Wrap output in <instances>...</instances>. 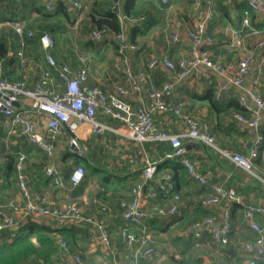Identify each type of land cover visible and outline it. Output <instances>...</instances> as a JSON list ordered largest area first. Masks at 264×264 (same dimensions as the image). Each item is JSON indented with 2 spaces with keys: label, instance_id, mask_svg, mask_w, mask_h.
Returning a JSON list of instances; mask_svg holds the SVG:
<instances>
[{
  "label": "crops",
  "instance_id": "obj_1",
  "mask_svg": "<svg viewBox=\"0 0 264 264\" xmlns=\"http://www.w3.org/2000/svg\"><path fill=\"white\" fill-rule=\"evenodd\" d=\"M1 1L5 6H11V12L18 13V18L21 17L20 15L24 17L11 22L4 21L0 25L8 24L10 25L8 27L14 31L13 23L22 21L26 30L33 31V36L25 34L21 38L14 32L11 34V39L8 41L7 55L2 57L5 74L10 79L24 78L29 83H32L38 79L41 71L48 67L38 37L42 31H49L56 41V46L52 53L57 61L69 64L76 71L79 67L77 56L81 54L87 57L86 83L90 85L99 83L106 92L112 93L116 83L124 82L122 70L120 75L109 72V70L103 71L101 69V71L96 62L90 64L89 59V56L100 57V43L115 42L112 38H104L95 42L87 36L91 28L95 26L94 20L101 15L103 8L110 4L111 0H81L89 4V8L82 11L67 5L69 18L58 15L57 18H53V23L50 19L49 27L46 25L48 22L40 19L37 12L30 11L29 0ZM39 1L44 5L45 0ZM179 1L134 0V8L137 13L135 14L131 11V14L124 15L122 26L125 36L128 28L133 23V25L136 24L137 26L134 29L135 43L139 40L146 42L144 46L145 52L138 50V48L127 50L135 70L144 69L145 62L153 55L166 54L175 59L188 54L190 45L185 37L186 29L193 24L198 6L204 5L207 0H187L185 3H181V6H178ZM54 4L56 7L57 0H54ZM212 5L213 17L207 26L208 33L213 37V44L209 46L211 56L214 59L223 61L235 60L242 51L253 49L254 37L246 35L241 30L243 11L247 7L245 0H213ZM11 12L9 15H11ZM0 13L6 14V11H1ZM29 14L34 17V24L32 23V25H29L28 20H26V16ZM249 14L251 23L264 33V17L258 16L252 11ZM130 18H136V21L132 22ZM41 27L46 29L40 31ZM38 30L39 33L37 32ZM175 30H179L182 36L178 43L170 41V35ZM238 34L243 39L242 44L239 46L232 45L233 39ZM69 36V39H64ZM146 36L148 38L146 40L143 39ZM83 39L89 41L91 45L93 44V46L88 45L89 50L82 48ZM67 40L71 42L69 50L65 47V41ZM77 44L81 47L79 52H76V49L72 47ZM260 61L261 53L256 52L250 82L258 80V84L254 82L253 84L262 91L264 88V66H260ZM150 75L155 83L160 84L170 78L172 73L160 67L151 71ZM51 76L55 85L61 88L62 82L58 75L53 72ZM210 86L215 90L216 81H196L187 78L176 86L173 94L167 99L169 102L178 105L183 112L193 114L207 121L219 146V141H227L224 131L230 128V118L223 120L221 115L219 116L212 107L210 101L204 98V93ZM231 96H235L232 89L223 92L220 98L226 100ZM122 97L133 105L146 101L145 94L132 93ZM34 115L38 119V128L47 135L44 126L47 115L37 112ZM97 117L102 122L118 128L119 132L106 131L101 135H97L91 132L86 122L80 124L77 130L79 141L86 147L85 154H89L90 163L96 166L98 170H101L92 178L85 177L80 184L70 186L68 176L76 165V157L68 144L69 132H65V134L56 138L54 154L48 157L40 147L29 142L23 135H19L17 131L11 132L7 122L4 120V116L0 115V204L7 205L9 200H14L19 204L24 202L17 184L18 170L16 168L17 153L23 152L25 158L23 160L22 173L31 194L40 195L42 202L47 205L78 203L82 208L84 217L101 221L107 226L111 236V245L108 249L104 248L99 238V231L95 223L91 221L74 220L72 222H60L47 216L35 215L24 220L21 225L29 221H36L47 225L49 228L63 229L69 232L68 241L71 251L79 252L91 264H99L101 258L105 256L109 258L111 264H131L133 252L139 247V244L135 242L132 245H127L119 235L120 227L125 224L119 202L126 197L132 183L140 177L141 169L145 164L144 158L148 156L155 159V155H158L159 152L153 146L146 147L145 142L140 143L124 135L127 128L120 120L111 118L100 109L97 110ZM154 119L160 127L171 132H181L185 129V125L180 118L171 114L155 112ZM115 136L120 137L119 141L115 140L114 142L121 145V151L119 153L116 152L117 157L114 162L108 163L102 153L107 146L106 140H113ZM249 140L246 141V147L241 153H248ZM182 141L185 146V155L197 162L199 170L207 176L209 183L232 186L239 195L240 201H234L230 204L232 230L229 244L232 245V250L237 255L231 254V246L222 248L221 251L217 249L216 240L208 232H204L199 239L189 237L187 228L192 220L203 217L208 211L216 219H219L222 208L219 206L213 208L202 207L198 199L200 195L207 193L208 188L188 178L186 181L180 182L177 189L180 193L181 214H175L177 217L172 218L169 217L171 215L165 217L155 215L151 210L153 203L167 204L171 200L169 193L161 194L159 192L158 196L154 198L146 195L140 224H129L130 230L137 236L144 233V231L146 233L151 232L156 240L154 254L149 257H141L138 264H151L156 259H165V263L169 264L172 263L170 255L174 259L181 257L187 259L189 260L188 264H192L194 260L196 262L198 259L201 261L199 263L206 264L207 259L216 253V250H219V255L225 264H244V260H240L241 257H245L240 247L241 242L246 238L252 237L253 231L248 228L242 218L241 210L244 203H264V183L259 178L264 177V155L263 165L254 164L256 171L253 173L256 176L254 180L245 174L246 170L220 154L217 150L187 136L183 137ZM228 148H230L229 145ZM11 155L15 157L12 162ZM49 161L60 167L63 180L66 183L64 187L53 186L44 174L43 166ZM160 161L162 159L158 160V162ZM79 163L84 165L87 174L89 166L84 164L83 161ZM103 169L109 172L107 182H103L100 179V173ZM166 170L169 171L168 168L159 169L157 176H160ZM7 175L8 179L6 180L5 177ZM94 198H97V200L94 201ZM103 207L105 208L103 209ZM159 218L167 219L164 222ZM258 219L264 224V218L259 217ZM9 239V232L5 231L0 234V243ZM181 251L183 255H181ZM58 260L60 264H71L69 260H60L59 258ZM260 262L264 264V258H261Z\"/></svg>",
  "mask_w": 264,
  "mask_h": 264
},
{
  "label": "built area",
  "instance_id": "obj_2",
  "mask_svg": "<svg viewBox=\"0 0 264 264\" xmlns=\"http://www.w3.org/2000/svg\"><path fill=\"white\" fill-rule=\"evenodd\" d=\"M63 1L77 10L89 8L86 1ZM120 1H113L111 7L119 8ZM212 3L213 0H207L204 5L198 6L193 24L186 29L185 37L190 45L187 55L175 59L166 54L153 55L145 62L144 69L141 70H135L127 52V50L137 49V44L126 42L123 27L116 32L110 31L106 26L91 28L88 35L90 40L97 42L104 38H112L117 44L124 82L116 83L112 93L106 92L99 83L91 85L86 83L88 71L86 56L81 54L77 56L79 67L76 71L69 64L57 61L52 53L56 46L55 38L49 31H42L38 39L48 67L41 71L34 82L29 83L24 78L10 79L5 74L3 59L0 56V115L4 116L11 132L17 131L19 135H23L29 142L40 147L48 157L54 154L56 138L65 132H69L68 144L75 156L85 155L86 147L80 143L77 134L82 122H86L94 134H103L106 131L119 132L118 128L102 122L97 117L98 109L111 118L120 120L127 128L124 135L137 142L168 143L170 149L165 151L164 158L178 159L185 166L190 180L208 188L207 193L199 196V204L205 208L216 206L222 208L219 219L208 214L192 220L188 225L187 233L195 239L201 238L204 232L210 233L217 242V249L221 251L230 243L232 230L230 204L240 201L239 195L232 186L209 183L207 176L199 170L197 162L185 155L182 139L187 136L201 142L231 159L246 171L251 172L254 168L253 159L258 155L263 139L260 128L264 124V88L260 91L253 84L259 81L250 82V77L254 69L256 52L261 53L260 66H264V33L251 23L249 12L252 11L264 17V0H245L247 7L243 11L241 30L246 35L254 37V48L242 51L235 60L226 61L214 59L209 50V46L213 44V37L207 31L208 23L213 17ZM44 7L47 11H53L54 0H45ZM119 18L123 23L124 15L121 12H119ZM130 20L135 22L136 18H130ZM23 24L22 21L13 23L16 35L20 38L25 34L33 36V31L26 30ZM181 39L179 30L173 31L170 35L172 43H178ZM242 42L243 39L238 34L233 39L232 45L239 46ZM160 67L171 72L172 76L157 84L150 72ZM53 72L62 82L61 88L55 85L51 76ZM187 78L196 81L215 80V99H219L223 92L233 90L244 108L243 111L234 112L233 118L241 127L253 133L249 140L247 154L218 146L207 121L183 112L178 105L168 101L167 97L173 94L176 86ZM132 93L145 94L146 101L133 105L123 99L122 96ZM36 112L47 115L44 121L47 135L38 128V119L34 115ZM155 112L180 118L185 129L175 133L160 127L154 119ZM24 158L23 152L17 153V184L24 202L19 204L9 200L7 205L0 204V234L6 231L9 232L10 238L14 237L21 223L35 215L47 216L60 222L86 220L95 223L100 241L104 248L108 249L111 245V236L107 226L101 221L84 217L78 203L47 205L42 202L40 195L31 194L22 173ZM144 162L140 177L132 183L126 197L119 202L122 218L125 221V224L120 227L119 235L127 245L135 242L139 244L133 252L131 264H138L141 257H149L155 252L154 236L145 231L137 236L129 227V224H140L146 195L153 198L157 197L159 192L171 195V200L167 204L157 202L152 204L151 210L157 216L179 215L182 212L180 193L176 188L173 173L166 170L157 176V160L147 156ZM43 172L53 186L66 185L62 171L55 163L51 161L46 163L43 166ZM85 175L84 165L76 164L68 176L70 186L80 184L85 179ZM259 178L264 183V177ZM96 200L97 198H94V201ZM241 216L248 228L253 231V237L241 242L240 247L245 254L244 264H261L260 259L264 258V224L258 218H264V203H244ZM55 241L57 258L60 260H69L71 264H91L79 252H72L61 235H56ZM216 251L207 259L206 264H225L219 255V250ZM99 264L111 263L105 256L101 258Z\"/></svg>",
  "mask_w": 264,
  "mask_h": 264
},
{
  "label": "trees",
  "instance_id": "obj_3",
  "mask_svg": "<svg viewBox=\"0 0 264 264\" xmlns=\"http://www.w3.org/2000/svg\"><path fill=\"white\" fill-rule=\"evenodd\" d=\"M14 2V0H9ZM30 1V11H35L38 13L39 18L47 21L46 24L49 27L50 19L57 18V16L61 15L66 18H69L68 10H67V3L63 0H57L56 7L53 11H47L39 0H29ZM115 0H111L110 4H107L101 13V15L94 20V27H101L106 26L110 31H120L122 29V23L119 18V12L121 14L129 15L132 12L135 14V4L134 0H121L119 4V8H112L111 5ZM132 11V12H131ZM23 12V10H21ZM91 13V12H90ZM18 13L11 12V15H6L4 13H0V22L4 21H13L15 19H22L24 16L20 15L21 17L18 18ZM46 26V28H47ZM0 26V56L6 57L7 50H8V41L11 39L12 29L9 27ZM92 27V28H94ZM136 24L132 25L128 28L126 33V41L128 43L136 44L135 42V31ZM46 28H40V31ZM6 29V30H5ZM9 31V32H8ZM31 40V39H30ZM115 50L117 51V44L112 42ZM118 52V51H117ZM11 60V58H10ZM215 90L212 86L207 88L206 92L204 93V98L208 99L218 113V115L222 117L224 120L225 118H230L229 122V129H225L226 135V142L219 141L220 147H229L235 151L242 152L246 147V141L252 137V132L247 129L241 127L237 121L233 118V113L238 111H243V107L240 105L236 96H231L229 99H222L216 100L215 97ZM211 131V130H210ZM260 132L262 134V142L258 152V155L253 159L254 164L263 165V151H264V124L261 125ZM101 135V134H97ZM145 146H153L159 152L158 155H155V159L157 160L156 170L158 171L161 168H168L169 171L173 173V177L175 180L176 188L178 189L179 183L184 182L188 179L187 171L185 166L178 160H170L164 158V153L167 149H170V145L168 143H161V142H145ZM76 157V156H75ZM89 154H85L83 157H76L75 163H79L81 161L84 162L87 166H89V170L85 177H93L95 174L101 170L97 169L96 166L90 163ZM15 160V157L11 155V162ZM162 159V161L158 162V160ZM8 179V175L5 177ZM100 179L103 182H107L109 179V172L106 169H103L100 173ZM161 194H163L161 192ZM165 194V193H164ZM210 213L207 212L208 215ZM176 215L169 216L170 218L175 217ZM167 217V218H169ZM177 217V216H176ZM167 218H159L161 221H164ZM151 220V219H150ZM70 233L63 230V229H55L49 228L47 225L40 224L36 221H29L24 225H21L18 229L17 234L10 238L7 241L0 243V264H60L57 258V245L55 241L56 235H61L66 242L68 243V235ZM189 237H192L189 234ZM212 237V236H211ZM253 237V236H252ZM231 248V254L237 255L235 251L232 250V245L228 244ZM227 246V248H229ZM240 248V247H239ZM183 252L181 251V255ZM245 257H241L240 260H244ZM170 260L172 263L169 264H188L189 260L184 258L174 259L172 255H170ZM198 261V262H197ZM192 264H201L199 263V259ZM201 262V261H200Z\"/></svg>",
  "mask_w": 264,
  "mask_h": 264
},
{
  "label": "rangeland",
  "instance_id": "obj_4",
  "mask_svg": "<svg viewBox=\"0 0 264 264\" xmlns=\"http://www.w3.org/2000/svg\"><path fill=\"white\" fill-rule=\"evenodd\" d=\"M187 0H180L179 1V3H178V6H181L180 4L181 3H185ZM6 8H7V10H6ZM1 11H6V14L7 15H9L10 14V12H11V6H5V4L0 0V12ZM34 17L31 15V14H29L28 16H26V20H28V22H29V25H32V23L34 24V19H33ZM21 19V18H20ZM53 19H51V21H52ZM11 22V21H10ZM54 21H52V23H53ZM1 23V22H0ZM0 26H2V27H6L7 29L9 28L8 26H10V25H8V24H3V25H0ZM1 27V28H2ZM6 30V29H5ZM9 32V31H8ZM38 33H39V30L37 31ZM36 32V33H37ZM69 33H71L70 31H69ZM88 33V32H87ZM86 36V35H85ZM85 36H83L84 38H85ZM88 36V35H87ZM70 38V36L68 37V38H64V39H69ZM148 37L146 36L145 38H143V39H147ZM87 39V38H86ZM86 39H83L82 40V44H81V46H82V48H86L87 50H89L88 49V45L90 46L91 45V43L89 42V41H87ZM126 40V39H125ZM127 42V41H126ZM71 44V42L69 41V40H67V41H65V47L69 50V48H71L69 45ZM101 45H99V48H101V53H100V57L99 58H97V57H90L89 56V59H90V64H93L94 62H96V64H97V66H99V68H100V70L101 69H103V71L104 70H109V72H112V73H115V74H117V75H120V72H121V65H120V61H119V59H118V55H117V51L115 50V48H114V46H113V43L111 42V43H105V42H103V43H100ZM137 48H138V50L140 49V51H142V52H145L144 51V46H145V44H146V42H144L143 40H139V41H137ZM69 47H68V46ZM91 46H93V44L91 45ZM107 46V47H106ZM72 47H74L76 50V52H79L80 51V46H78V44L76 45V46H72ZM78 48V49H77ZM75 52V53H76ZM103 52H104V54H103ZM102 61V62H101ZM98 62V63H97ZM99 63H101V64H99ZM102 71V70H101ZM118 136H120V135H118ZM115 140H120V137H116L115 136V139H113V140H110V139H107L106 140V142H107V146L105 147V149H104V152L102 153V156L103 157H106V161L108 162V163H110L111 161L112 162H114V159L117 157V153L116 152H120L121 151V145H118L117 143H115L114 141ZM120 147V148H119ZM263 155H264V151H263V153H262ZM256 171H255V169L253 168L252 169V171L250 172V171H247L245 174L250 178V179H254L255 180V178H256V176L253 174V173H255ZM257 180V179H256ZM139 232V231H138ZM149 233H151V232H149ZM152 234V233H151ZM153 235V234H152ZM154 236V235H153ZM166 240H167V238H166ZM166 261H165V259H156L155 260V263H157V264H166L165 263Z\"/></svg>",
  "mask_w": 264,
  "mask_h": 264
},
{
  "label": "water",
  "instance_id": "obj_5",
  "mask_svg": "<svg viewBox=\"0 0 264 264\" xmlns=\"http://www.w3.org/2000/svg\"><path fill=\"white\" fill-rule=\"evenodd\" d=\"M250 145V142L248 143V146Z\"/></svg>",
  "mask_w": 264,
  "mask_h": 264
}]
</instances>
